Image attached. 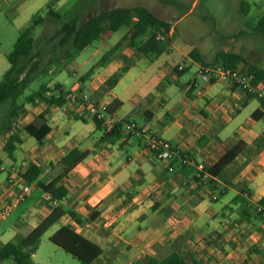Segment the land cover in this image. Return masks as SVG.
<instances>
[{"label": "crops", "instance_id": "0c3cea01", "mask_svg": "<svg viewBox=\"0 0 264 264\" xmlns=\"http://www.w3.org/2000/svg\"><path fill=\"white\" fill-rule=\"evenodd\" d=\"M151 10L156 13L153 8ZM113 32L103 31L100 36L102 42H106ZM120 39L96 60L100 62V58L114 48L108 53L109 58L98 64L106 67L109 73H93L97 67L95 61L69 88H78L91 98L105 102L109 111L120 119L115 134L104 136L105 131L90 115H75L67 102L49 105L39 97L26 103L28 111L18 122L26 125L44 113L49 131L43 141L39 142L32 136L36 141L31 142L25 131H21L18 125L13 126L12 132L20 139V142L15 141V149H21L22 155L18 159L12 152V155L8 154L6 163L0 162V166H4L0 178V206L20 185L8 180L11 171L21 173L35 164L40 168L36 181L48 183L61 172L59 161L70 149L77 147L89 151L60 179L59 183L67 188L62 199L56 202L43 199L44 190L32 181L40 194L32 202L35 207L30 208L29 226L16 234L17 241H14L23 240L43 224L48 227L60 220L61 225L55 231L61 226L71 225L101 246L102 253L95 261L104 258L105 262L133 260L134 264H143L146 258L160 260V249L167 248L176 250L190 262L200 264L202 258L211 255L222 258L226 252V241L240 245L242 241L239 239L245 237L246 241H253L261 249L259 255L252 256L254 264H264L261 257L264 254V219L256 212L258 201L264 195V144L257 146L255 143V139L264 132L262 100L255 94L229 86L223 80H215L206 86L198 74L201 64L193 59L197 64L196 75L182 87L181 95L176 90L167 93V85L173 83V77L183 73L187 67L185 65L182 71H177L178 63L173 66L166 63L155 75L153 88H147L139 97L142 104L124 109L125 103L118 99L114 89L122 81L123 74L144 55L135 50L133 56L125 47L120 54L122 60L111 58L110 55L123 46L114 47ZM98 48L101 47H96L94 53H98ZM189 50L180 51L182 57H189L186 56ZM155 57L150 56L148 63ZM124 65L128 66L127 70L115 85L105 88V80ZM164 67H168L165 74L170 80L163 86L161 70ZM42 84L52 91H56L57 84L61 90H69L54 79ZM250 106L260 113L256 119L252 113L245 118L243 116ZM135 110L142 117L141 123L129 116V112ZM129 121L138 124L150 121L164 138L195 161L202 162L205 168L214 165L219 156L238 140H242L245 146L224 166L220 175L203 176L198 174L195 164L183 165L177 157L158 159L144 148L138 136L126 132L124 123ZM9 134L6 132L4 136L7 138ZM28 141L29 145H26ZM119 148L126 153L123 154ZM169 165L174 169L169 170ZM221 186V193L233 187L235 194L214 206L219 199L215 189ZM237 195L239 197L233 199ZM43 202H46L45 206L39 207ZM70 211L81 222H77ZM236 213L251 220L238 221ZM235 252L230 250L223 260L226 257L238 259Z\"/></svg>", "mask_w": 264, "mask_h": 264}, {"label": "rangeland", "instance_id": "374dc122", "mask_svg": "<svg viewBox=\"0 0 264 264\" xmlns=\"http://www.w3.org/2000/svg\"><path fill=\"white\" fill-rule=\"evenodd\" d=\"M49 1L0 0V77L9 66L6 55L12 50L20 30L29 22L34 13L41 12L42 15H45L46 4ZM243 1L249 4L246 12L243 11L242 7L244 6L241 5ZM52 2L54 10L60 13L62 19L77 15L79 23L95 12L118 4L122 6L139 4L149 8L152 7L159 16L172 21L171 31L161 39L165 50L153 58L150 63H148L150 57L143 56V58L137 60L130 70L123 74L122 81L114 89L118 93V99L125 103L124 109L142 104L139 97L144 94L147 88H153L156 81L155 75L159 74L160 68L166 63L171 66L178 63V66L184 59L182 64L183 66L186 65L187 68L183 73L173 77V83L167 85V93L176 90L181 95L182 87L196 75L197 64L188 54L186 56L189 57H182L180 51L187 52L193 46H197L206 59H210L214 52L220 49L234 51L241 53L250 62L264 68V37L254 34L251 29L256 20L264 17V0H52ZM59 25L60 22H54L47 17L43 23L34 28L32 37L37 41L45 34H52ZM126 30V27L119 28L112 33L106 42H102V39L98 38L81 51L75 52L67 60L64 59V54L66 50H71L69 44L60 47L58 40L55 39L49 43L36 46L35 50L40 52V67L44 71L37 75L20 95L19 102L24 103L25 111L16 117L13 126L17 127L18 125L21 131L23 130L24 124L18 121L28 111L25 107L26 103L31 102L26 99L28 94L36 91L42 83H47L51 79L61 82L65 88L69 89L78 81L81 75H84L91 68L93 63L110 45L123 36ZM122 45L121 49L110 55L111 58L116 57L122 60L120 54L123 53L122 49L125 47L134 56L136 51L128 45L127 41H123ZM98 46L101 48H98V53H94ZM169 46L170 50H167ZM122 62L124 63V61ZM128 62L131 63L132 59ZM101 63L103 62H95L97 67L93 73L97 74L103 71L109 73L106 67L98 66ZM167 68L164 67L161 70L163 73L161 84L163 86L170 80L169 75L165 74ZM251 100L256 101L255 98ZM3 109L4 106H1L0 116ZM252 111V106L248 107L243 113L244 118ZM129 116L138 123L142 121V117L138 116L136 110L130 111ZM68 119L76 120L73 117H68ZM4 135L3 132H0V162L2 163L9 160L8 152L5 149L7 138ZM27 138L31 142L36 141L30 135H27ZM26 145H29V141ZM118 150H122L123 154L126 153L123 149L119 148ZM13 155L19 159L22 155L21 149H14ZM170 174L168 173V175ZM2 176L3 173L0 170V178ZM221 189L222 186L215 189L219 199L214 202V206H219L235 194L233 187H229L225 193H221ZM39 194V189L34 190L5 219L0 221V246L8 240L17 241L15 235L27 229L31 219L30 208L31 206L35 207L32 202L37 200ZM45 204L46 202H43L39 207H44ZM235 216H237L236 220L238 221L251 220V218L246 219V216L238 213ZM60 225L61 221L59 220L40 232L37 249L32 255V259L36 264H81L73 255L49 239V236ZM239 240L242 241L240 245L235 241H226V245H224L227 246L225 247L224 256H227L228 252L234 249L235 253L238 254V259L236 257H226L223 260L224 256L219 259L217 255H211L205 257V259L202 258L200 264H254L252 256L259 255L261 249H258L259 247L253 241H246L245 237H241ZM224 246L221 247L224 248ZM160 250L159 257L169 251L167 248H161ZM261 257L264 258V254ZM133 262V260L105 262L102 258L91 264H134ZM0 264L13 263L11 259H4Z\"/></svg>", "mask_w": 264, "mask_h": 264}, {"label": "trees", "instance_id": "16d2710c", "mask_svg": "<svg viewBox=\"0 0 264 264\" xmlns=\"http://www.w3.org/2000/svg\"><path fill=\"white\" fill-rule=\"evenodd\" d=\"M52 5V0L47 2L45 15H42L41 12H36L32 15L29 22L20 30L12 50L6 55L9 66L0 77V107L4 106L0 116V132L4 134L6 132L10 133L5 143V149L9 155H12L15 149V141L20 142L19 136L12 132L16 117L25 111L24 103L19 102V97L28 84L44 71L40 67V52L35 50L36 46L49 43L55 39L58 40L60 47L69 44L71 50H66L64 54V59L67 60L75 52L81 51L93 41L100 38L103 31H116L121 27H126L127 32L117 42L114 46L115 48L122 45L123 41H127L130 47H133L138 53L144 56H158L165 50V46L157 36L161 34L165 37L172 27L171 20L165 19L154 13L150 8L139 4L132 6H112L102 9L91 14L81 23L78 22L77 15L62 19L60 13L56 12ZM241 5L244 6L242 7L243 11L246 12L249 4L243 1ZM47 17L54 22H60V25L52 34H45L35 41L32 37V32ZM251 29L254 34L264 37V17L256 20L251 26ZM113 49L111 48L105 53L99 61L105 62L109 58L108 53L112 52ZM188 55L201 65L219 64L226 68L240 67L248 72L254 73L255 81L264 82V68L250 62L239 52L220 49L215 51L209 60H206L199 48L193 46L189 50ZM127 67V65H124L111 74L105 80V88H111L115 85L123 72L127 70ZM176 70L182 71L178 67H176ZM46 89L45 84H41L36 91L28 94L26 99L33 101L35 97L43 98L49 105H63L65 103V99L62 96H46L44 94ZM56 89L62 92L59 84L56 85ZM247 95L253 97L251 94ZM261 103L263 105V102ZM258 114L260 113L255 110L252 112V117L256 119ZM96 124L97 126L100 125L97 121ZM117 127L118 125L115 126L112 132H105L104 136L115 134ZM23 130L28 135L33 136L37 141L42 142L49 131L44 113H40L32 122L24 125ZM255 143L257 146L264 144V132L255 139ZM244 146L245 143L242 140H238L224 154L219 156V159L214 165L206 167L205 170L212 176L220 175L224 166L237 153L242 151ZM88 154V150L77 147L70 149L59 161L61 172L48 183L36 181L40 174V168L35 164H32L21 172V175L29 182L36 181L38 187L51 193L52 199L59 200L67 194V188L59 183L60 179ZM238 197L237 195L233 199H237ZM258 202L264 206V195ZM70 215L77 222H81L79 218L75 217L76 214L73 211H70ZM45 225L43 224L37 227L20 242L8 240L3 243L0 246V262L4 259H11L13 264H36L32 259V255L37 249L40 240L39 234L45 229ZM49 239L73 255L81 264L93 263L102 253L100 245L88 239L80 232H77L71 225L61 226L49 236ZM144 261V264H196L195 262L184 259L176 250H169L160 260L157 258H146ZM140 263L138 262L136 264Z\"/></svg>", "mask_w": 264, "mask_h": 264}, {"label": "built area", "instance_id": "2783aa9c", "mask_svg": "<svg viewBox=\"0 0 264 264\" xmlns=\"http://www.w3.org/2000/svg\"><path fill=\"white\" fill-rule=\"evenodd\" d=\"M157 38L163 39V35L159 34ZM177 67L178 69H182L183 65L179 64ZM198 74L206 86L210 85L215 80L226 81L231 87H236L244 92L255 94L262 100L264 106V82L255 81V75L252 72H248L240 67L226 68L219 64H208L201 65L198 69ZM44 94L46 96H62L65 99V102L70 105V109L75 115H90L93 120L100 124L105 132L112 131L115 126L120 123V119L109 111L105 102L91 98L87 92L78 88L62 90V92L59 89H56V91L46 89ZM124 127L126 132L138 136L144 148L155 154L158 159L171 160L177 157L183 165L195 164L199 169V175H209L202 162L195 161V159L189 156L185 151L164 138L160 131L153 127V124L150 121H146L143 124L129 121L124 123ZM3 169L4 166H0V170ZM168 169L173 170L174 168L172 165H169ZM8 180L11 183L19 182L20 185L0 206V221L5 219L25 199V197L30 195L36 189L34 183L25 180L21 173L16 171L10 172ZM42 197L51 202L57 201L56 199L51 198V193L49 191H44ZM256 210L258 216L264 219V206L258 204Z\"/></svg>", "mask_w": 264, "mask_h": 264}]
</instances>
